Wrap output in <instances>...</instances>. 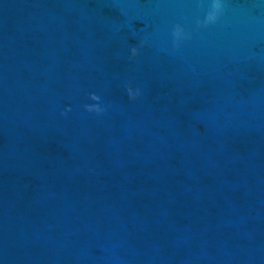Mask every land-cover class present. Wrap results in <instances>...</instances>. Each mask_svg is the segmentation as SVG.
<instances>
[{"label": "water", "instance_id": "obj_1", "mask_svg": "<svg viewBox=\"0 0 264 264\" xmlns=\"http://www.w3.org/2000/svg\"><path fill=\"white\" fill-rule=\"evenodd\" d=\"M0 264H264V0H0Z\"/></svg>", "mask_w": 264, "mask_h": 264}, {"label": "clouds", "instance_id": "obj_2", "mask_svg": "<svg viewBox=\"0 0 264 264\" xmlns=\"http://www.w3.org/2000/svg\"><path fill=\"white\" fill-rule=\"evenodd\" d=\"M134 51H136V50H134Z\"/></svg>", "mask_w": 264, "mask_h": 264}]
</instances>
